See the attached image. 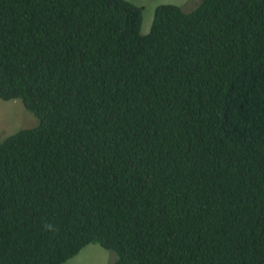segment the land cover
I'll return each mask as SVG.
<instances>
[{
	"label": "trees",
	"instance_id": "16d2710c",
	"mask_svg": "<svg viewBox=\"0 0 264 264\" xmlns=\"http://www.w3.org/2000/svg\"><path fill=\"white\" fill-rule=\"evenodd\" d=\"M0 0V264H264V0L184 11Z\"/></svg>",
	"mask_w": 264,
	"mask_h": 264
},
{
	"label": "rangeland",
	"instance_id": "374dc122",
	"mask_svg": "<svg viewBox=\"0 0 264 264\" xmlns=\"http://www.w3.org/2000/svg\"><path fill=\"white\" fill-rule=\"evenodd\" d=\"M142 9L141 34L149 32L155 7L159 4H174L188 12L195 8L198 0H128ZM38 124L19 99L0 100V142L8 136ZM115 255L97 244L85 246L76 256L64 264H112Z\"/></svg>",
	"mask_w": 264,
	"mask_h": 264
}]
</instances>
